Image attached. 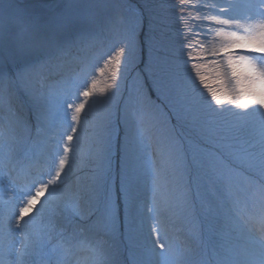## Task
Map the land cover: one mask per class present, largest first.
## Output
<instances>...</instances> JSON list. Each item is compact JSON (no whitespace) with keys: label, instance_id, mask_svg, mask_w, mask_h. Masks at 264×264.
I'll return each mask as SVG.
<instances>
[{"label":"snow or ice","instance_id":"6c2138e0","mask_svg":"<svg viewBox=\"0 0 264 264\" xmlns=\"http://www.w3.org/2000/svg\"><path fill=\"white\" fill-rule=\"evenodd\" d=\"M179 10H194L198 27L222 41L196 47L189 30L181 37L182 65L157 33L154 0H64L51 15L0 0V264H122L124 251L133 264H153V257L177 264L167 255L173 246L162 216L169 211L216 221L210 252L185 264H264V0H179ZM99 34L114 37L102 66L50 85L51 69ZM97 72L110 80L99 90ZM133 73L121 114L112 100ZM57 127L47 165L27 172L45 150L32 129L39 135ZM180 129L212 145L191 163L197 181L220 196L201 197L198 208L186 179L191 141ZM78 156L94 169L88 185L73 189ZM145 174L149 205L138 201ZM142 212L151 224L139 244ZM85 231L107 239H80ZM240 234L248 245L235 243ZM85 248L90 255L82 258Z\"/></svg>","mask_w":264,"mask_h":264},{"label":"rangeland","instance_id":"374dc122","mask_svg":"<svg viewBox=\"0 0 264 264\" xmlns=\"http://www.w3.org/2000/svg\"><path fill=\"white\" fill-rule=\"evenodd\" d=\"M16 5L19 8L24 9V5L27 4L31 7H34L32 14L35 15H51L52 13L59 10V6L64 3V0H48L43 2H31V3H19L17 0H14ZM143 2V0H139ZM193 4L197 0H191ZM238 3L244 4L251 2V0H237ZM156 5V30L157 33H163L171 41V46L176 56L178 57V63L182 65L183 57L180 55L181 37L185 34H189L190 39H196V47H198V41L203 40L207 47H219L222 42L220 38L216 37L215 31H211L208 28L198 27L199 21L195 18L194 10H186L181 13L179 10V0H154ZM28 8L27 12L31 11ZM39 9V10H38ZM147 30V29H145ZM207 32L206 39L203 36V33ZM197 34H200L197 37ZM114 37L110 34H99L85 46L81 48H74L71 53H69L64 60L61 62V66L58 68H53L49 72L48 83L54 88L57 87V82L62 81L66 78L75 79L83 75L82 69L91 70L92 65L95 64L96 67L102 66L103 58L102 53L106 51L107 47L111 44ZM252 56L259 55L258 53H250ZM144 60L147 63L148 61V52L145 50ZM143 67V65H141ZM139 71V70H137ZM146 74V73H145ZM135 76V73L132 76L128 77L127 84H121V89L117 92L116 96L113 98L112 103L114 106L118 107L119 112L122 114L125 101H127L129 93L132 89V77ZM95 78L97 79V90L104 88L107 83H110L106 75L95 73ZM150 79V77H149ZM99 94V93H98ZM17 102H22V97H19L17 94ZM25 110H27V105H25ZM93 117L90 115L89 120L91 121ZM59 129L52 128L42 132L37 135L35 129H32V140L36 142L35 136L44 137L47 146H45L44 152H42L37 158H34L30 163L32 167L27 169V172L34 173L38 168H43L48 163V157L50 155L51 146L54 144L53 140H49V137H52L54 133H58ZM180 132L190 140V143H186V157L189 163V175L186 177L190 181L189 187L191 190V196L194 199L196 207H199V201L201 197L207 196H220V193L215 192V190H210V185L207 184L206 180L197 181L198 170L191 163L194 153L199 152L200 150H212V145L207 141H201L198 138H195L191 134L190 129H180ZM119 137L121 144L124 139V125L121 123L119 125ZM87 150V144L84 145V151ZM115 152V148H114ZM154 160L159 161L158 156L154 155ZM45 159V160H44ZM45 161V163H42ZM115 164V160H114ZM94 164L87 158V156L76 157L73 161L72 174L68 181L69 185L75 189L79 186L88 185L91 182V177L93 174ZM115 179V173H114ZM118 183V181H117ZM4 196V191L0 187V199ZM152 200V193L150 187V177L146 174L142 176L140 185L138 188V201L141 205H149ZM163 224L166 229V234L169 242L172 243V250L167 254L169 259H176L177 264H185L189 259H199V253L202 249H207L209 252L213 244V237L209 231L210 227L216 223L212 218H205L203 214L195 213L194 215H181L174 214L169 211L164 213L162 216ZM151 224V219L146 212H142L137 218V229H138V243L143 244L144 240L148 236L149 225ZM80 239L85 241H90L92 243L97 242L100 239H107V237H101L94 231H85ZM199 234V239L197 238ZM235 243L244 247L249 244V240L246 235L240 234L236 237ZM189 250H194L197 255L190 257ZM182 253V255H178ZM79 255L82 258H87L90 253L85 249L79 252ZM139 258V257H137ZM147 260V256L144 257ZM153 264H163L162 258L153 257ZM37 264L39 258H36ZM122 264H133V257L129 256L127 251H124L121 256Z\"/></svg>","mask_w":264,"mask_h":264},{"label":"trees","instance_id":"16d2710c","mask_svg":"<svg viewBox=\"0 0 264 264\" xmlns=\"http://www.w3.org/2000/svg\"><path fill=\"white\" fill-rule=\"evenodd\" d=\"M20 6H24V9H26V10H28V8H31V9H29V10H31V11H29V13L33 12V9H35L34 7H31L30 5L28 6L27 4L20 5ZM38 10H39V9H38ZM37 15H38V14H37ZM34 137H35L36 142H37L38 144H40L41 147H44V148H45V140H44V137H42V136H35V135H34ZM35 158H37V157H35ZM44 160H45V159H44ZM42 163H45V161H42ZM84 234H85V233H84ZM85 250L87 251L86 248H85Z\"/></svg>","mask_w":264,"mask_h":264},{"label":"water","instance_id":"95a60500","mask_svg":"<svg viewBox=\"0 0 264 264\" xmlns=\"http://www.w3.org/2000/svg\"><path fill=\"white\" fill-rule=\"evenodd\" d=\"M19 3H35V2H43V1H48V0H17Z\"/></svg>","mask_w":264,"mask_h":264}]
</instances>
